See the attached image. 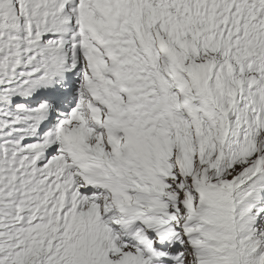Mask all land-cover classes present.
I'll list each match as a JSON object with an SVG mask.
<instances>
[{
	"label": "snow or ice",
	"instance_id": "snow-or-ice-1",
	"mask_svg": "<svg viewBox=\"0 0 264 264\" xmlns=\"http://www.w3.org/2000/svg\"><path fill=\"white\" fill-rule=\"evenodd\" d=\"M0 264H264V0H0Z\"/></svg>",
	"mask_w": 264,
	"mask_h": 264
}]
</instances>
